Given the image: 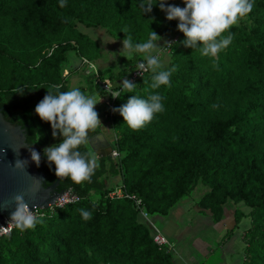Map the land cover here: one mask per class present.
<instances>
[{"label": "trees", "instance_id": "obj_1", "mask_svg": "<svg viewBox=\"0 0 264 264\" xmlns=\"http://www.w3.org/2000/svg\"><path fill=\"white\" fill-rule=\"evenodd\" d=\"M168 2L184 6L182 0ZM140 3L64 0L61 7V0H0L1 113L25 128L34 146H43L40 155L55 180V166L48 165L42 151L62 138L54 139L50 124L35 113L47 90H69L70 75L82 71L87 85L112 109L130 95L146 99L159 92L164 97V111L139 130H131L103 103L118 158H96L99 167L82 185L61 178L60 190H70L79 201L41 210L42 220L34 228L16 226L0 236V264H173V247L167 251L153 242L140 208L149 216H167L197 184L207 191L195 206L214 223L229 205L250 209L244 215L236 208L233 215L235 225L240 217L250 219L242 264H264V0H255L252 12L228 30L233 41L217 57L185 48L178 32L170 40L177 43L163 47L168 68H175L169 85L152 89L149 71L127 92L118 81L129 79L142 55L133 54L138 62L126 70H103L102 47L80 26L102 29L120 41L130 35L133 44L146 41L151 30L163 37L177 28V21H168L158 6L144 15ZM71 55L79 63L75 70ZM84 60L96 72L86 73ZM96 76L107 80L119 98L95 84ZM77 88L84 93V86ZM96 132L90 131L89 138ZM79 150L95 156L88 144ZM117 175L120 184L110 185ZM116 186L140 199L141 207L127 198L109 199ZM80 209L90 211L91 219L84 220Z\"/></svg>", "mask_w": 264, "mask_h": 264}, {"label": "clouds", "instance_id": "obj_2", "mask_svg": "<svg viewBox=\"0 0 264 264\" xmlns=\"http://www.w3.org/2000/svg\"><path fill=\"white\" fill-rule=\"evenodd\" d=\"M182 3L184 6L180 7L168 0H156L155 3L154 0H141L139 8L145 15L151 13L154 6H158L168 21H177V30L184 36L180 44L199 51L203 57L214 58L232 43L234 37L228 30L252 12L255 0H182ZM63 6L64 0H61ZM161 39L154 30H151L146 41L136 44H133L130 35H125L119 51L126 58L133 54L142 55L137 69L140 73H153L150 86L154 90L169 85L175 71L174 67H166L159 55L153 54L161 48L157 43ZM173 43L177 42L165 41L169 46ZM121 85L127 92L137 86L129 79H124ZM114 98H119V93ZM163 99L159 92L150 94L146 99L130 95L125 103L112 111L119 113L124 124L131 130H139L150 123L156 114L164 111ZM97 104L94 97L85 95L79 88H69L67 91L47 90V94L35 106L36 115L50 124L53 138H62L60 143L43 149L48 165L55 166L57 178H67L82 185L85 181L90 182L95 169L99 167L92 153L79 150L81 145L88 143L89 132L101 124L96 111ZM29 151L31 161L39 166L40 153L34 148H29ZM27 163V160L18 159L13 167L25 171ZM14 205L10 219L21 231L32 229L41 222L42 218L34 214L22 195L14 197ZM79 211L84 220L91 219L90 211Z\"/></svg>", "mask_w": 264, "mask_h": 264}, {"label": "water", "instance_id": "obj_3", "mask_svg": "<svg viewBox=\"0 0 264 264\" xmlns=\"http://www.w3.org/2000/svg\"><path fill=\"white\" fill-rule=\"evenodd\" d=\"M103 142V143H102ZM100 143L97 135L88 141V146L97 158L109 157L112 151L106 140ZM29 148L41 153L43 146H34L26 136L25 128L11 124L0 109V224L13 222L14 197L22 195L30 209L47 210L54 205L63 192L59 188L61 178H53L41 157L37 166L31 161ZM27 160L25 171L15 169L16 160Z\"/></svg>", "mask_w": 264, "mask_h": 264}, {"label": "crops", "instance_id": "obj_4", "mask_svg": "<svg viewBox=\"0 0 264 264\" xmlns=\"http://www.w3.org/2000/svg\"><path fill=\"white\" fill-rule=\"evenodd\" d=\"M100 121L101 124L91 131L97 130L95 135H97L100 143L102 140H106L111 148H113V139L108 140L106 138L104 131L101 129L103 122L101 119ZM99 128L101 129L100 131ZM183 203L181 202L179 205L182 206ZM192 206L188 205L183 208L182 217L185 218V215L189 216L193 213V220L185 218L184 221L178 222L169 213L167 216H152L158 221V226L150 221L168 239L173 247V264H242L244 242L239 240L236 243V240L226 237L229 227H233V223H235L233 217L234 210L230 208L231 206H227L224 216L219 223H214L209 214L200 213L196 207ZM188 207L192 213H184V210ZM226 215L231 217L226 218Z\"/></svg>", "mask_w": 264, "mask_h": 264}, {"label": "rangeland", "instance_id": "obj_5", "mask_svg": "<svg viewBox=\"0 0 264 264\" xmlns=\"http://www.w3.org/2000/svg\"><path fill=\"white\" fill-rule=\"evenodd\" d=\"M175 4L177 6L181 7V3L180 2H176ZM240 20H242V19H240ZM237 24H239V21H238ZM80 28H81V30L84 33H87L90 38H92L95 41H97L100 44V46L102 47V49H103L102 52H103V55H104L103 57H104L105 61L102 60L101 65H99L101 67L98 66L99 68L103 67V70H107V69H110L111 71L113 70L112 72H113V74H115L118 70H121V71L126 70L128 67H130L131 65L133 66L134 63L138 62V61L134 62L131 59L133 55L128 56L127 58L123 57L122 53L119 52L120 49L122 48V41L112 38L107 33H105L102 29H99V28L87 29V28H85L83 26H80ZM178 32L179 31L177 30V28L176 29H172L165 36H163L162 39L157 42L158 45L161 48L157 49L153 53L154 55H158L159 54L161 60L164 62L166 67H168V63H167L166 58L165 59L163 58V53H164L163 52V47L166 45L165 41H170L172 38H174L176 36V34ZM74 64H76V65L72 68V70H75L77 67L79 68L78 61L76 60V58H73V56L71 55V57H70V65H71V67ZM67 72H68V70L66 72H64L63 75L66 76ZM104 72L108 73L110 71H108V72L104 71ZM106 75L108 76V74H106ZM124 79H126V77H124L122 80H119L118 82L121 83V82H123ZM120 83H117V84H120ZM69 85H70V88H77V87H80V86H84L85 87V89L83 90L84 94L92 96V97L95 98L96 102L98 103L96 105V111L99 114V118L103 122L102 123L103 127L101 129L104 131V134L106 135V138L108 140H110V139L114 140L115 137H114V134L112 132L111 126L106 120V117H107L106 112H107V110H106L105 106L103 105V103H105L106 101L104 99H101L100 96H98L96 94V92H95L96 90L91 85L90 86L87 85V82L84 79V74L82 73V71L74 72L72 75H70ZM101 129L99 128V131ZM48 146H50V145H48ZM42 154H43V151H42ZM107 165H108V163H107ZM120 182H121L120 175H117V176H115V178L108 180V183L110 185H119ZM206 191H207L206 187H204L201 184H197L195 186V188L193 189V191H192L193 193L190 195V198H185L183 201H181V202H184L183 205H182L183 207L179 205L181 203L180 202L177 205V207H175V209H173L170 212V214H172L173 217L178 222L184 221L185 218L186 219L188 218V220H193L194 219V215L189 210V207L186 210H184V213H188L189 212V213H192V214H190L189 216L185 215L184 216L185 218L182 217L183 208H185L188 205H190V206L193 205L194 207H196L195 206L196 201H198L206 193ZM230 208H232V210H235L237 208L244 215L248 214L249 211H250V209H248L247 207H245L242 204H239L238 206H235V205L232 204ZM190 209H191V207H190ZM230 217L231 216L226 215V218H230ZM140 219L144 223H146L147 225H150L149 221H152L153 223H155V225L158 224V221H156V219H154L152 216H149L148 214H147V220H143L142 218H140ZM234 224L235 223H233V227L232 226L229 227V236H228V238L236 240V243H237V242H239V240L243 241V235H244L246 229L248 228V226L250 225V219H249V217L243 216V217H240V220L238 221V224H236L235 226H234ZM98 264H100V263H98Z\"/></svg>", "mask_w": 264, "mask_h": 264}, {"label": "built area", "instance_id": "obj_6", "mask_svg": "<svg viewBox=\"0 0 264 264\" xmlns=\"http://www.w3.org/2000/svg\"><path fill=\"white\" fill-rule=\"evenodd\" d=\"M83 62H84V64L88 65V67H89V70L86 73H89L90 70L93 72H96L95 67L91 63H88L87 60H84ZM144 73L145 72L140 73L136 67L133 70V72L131 73L129 80L134 82L136 78L141 77ZM95 78H96L94 81L95 84H97L103 91L107 92L108 94H112L113 96H115L117 94V93H114L113 91H111V84L107 80H102L97 76ZM105 104L107 105V108L109 109V111H111L112 110V104L108 101H106ZM110 157L112 160H116L118 158V153L114 149H112ZM107 197L109 199L127 198V199L134 201L137 208L141 207V200L136 198L133 195L132 196L127 195L122 186H116L112 191H109L107 194ZM78 201H79V197L76 194H74L73 192H71L70 190H67V191L63 192V196L60 197L57 201H55L54 205L50 208H53V207L61 208V207H64L66 205L74 204ZM33 210H34V214L37 217L43 216V214L40 212L41 209L34 208ZM140 216L143 220H147V213H145V211L141 208H140ZM149 224H150V227L153 231V242L159 248L167 246V251L171 250L172 246L169 243L168 239L160 231H158L156 229V227L150 221H149ZM15 227H16V224L14 221L11 224L9 222H6L4 225L0 224V236L7 235V234L11 233V231Z\"/></svg>", "mask_w": 264, "mask_h": 264}, {"label": "flooded vegetation", "instance_id": "obj_7", "mask_svg": "<svg viewBox=\"0 0 264 264\" xmlns=\"http://www.w3.org/2000/svg\"><path fill=\"white\" fill-rule=\"evenodd\" d=\"M93 136H95V134ZM93 136H91L89 139H91Z\"/></svg>", "mask_w": 264, "mask_h": 264}]
</instances>
